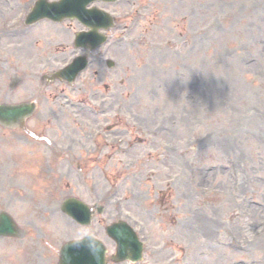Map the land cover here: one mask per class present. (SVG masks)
Returning <instances> with one entry per match:
<instances>
[{
    "label": "rangeland",
    "instance_id": "obj_1",
    "mask_svg": "<svg viewBox=\"0 0 264 264\" xmlns=\"http://www.w3.org/2000/svg\"><path fill=\"white\" fill-rule=\"evenodd\" d=\"M30 1L0 0V29ZM119 6L110 8L121 28L111 38L135 8L146 18L123 35L120 49L109 52L118 61L115 69L95 65V70L103 66L106 86L90 70L67 90L74 96L100 95L89 97L97 102L105 96L113 103L106 115H78L70 105L61 108L48 99L54 86L43 87L38 77L28 84L32 94L26 100L41 99L31 125H40V114L50 118L44 130L58 147L36 144L38 154L35 149L27 157V166L32 163L25 180L28 196L14 208L7 196L0 202L21 228L18 238L5 240L25 239L32 249L27 255L38 264H57L65 241L90 232L113 252L105 226L123 219L146 241L149 264H264V0H135ZM60 30L43 26L26 39L0 38V67L17 58L19 67L32 65L37 76L49 70L48 59L31 51L47 48ZM15 31L22 26L7 30ZM62 56L49 57L61 66ZM3 76L0 72V90ZM10 91L7 99L20 100ZM88 126L94 132L111 126L109 155L98 167L81 157V146L91 147L95 156L98 143L105 144L92 131L90 141L82 143L78 133ZM115 137L123 142L118 155L112 153ZM74 140L79 145L66 148ZM48 158L59 164L41 177ZM19 170L22 175L21 165ZM66 195L106 210L91 227L79 228L60 210ZM199 215L215 219V231H204Z\"/></svg>",
    "mask_w": 264,
    "mask_h": 264
},
{
    "label": "bare ground",
    "instance_id": "obj_2",
    "mask_svg": "<svg viewBox=\"0 0 264 264\" xmlns=\"http://www.w3.org/2000/svg\"><path fill=\"white\" fill-rule=\"evenodd\" d=\"M181 82H184V79ZM13 186H14V180H10V187L12 188ZM10 196L11 198L16 197V193L13 191L10 193ZM197 219H198L199 225L202 223L201 227L203 228L209 227L212 229H216L217 227L214 220L211 221L209 219L202 218L200 217V215L197 217ZM250 222L251 221H247L245 226L247 227L250 224ZM54 231L57 232L56 227H54ZM59 231H60V228H59ZM28 249H31V248H28V247L26 248L24 246L22 247L21 252H25V255L15 253L14 248H11L12 254L5 255V254L0 253V264H38L35 258L27 255ZM34 250H36V248ZM38 250H41V249L38 248Z\"/></svg>",
    "mask_w": 264,
    "mask_h": 264
},
{
    "label": "water",
    "instance_id": "obj_3",
    "mask_svg": "<svg viewBox=\"0 0 264 264\" xmlns=\"http://www.w3.org/2000/svg\"><path fill=\"white\" fill-rule=\"evenodd\" d=\"M69 245H70V244H69ZM67 246H68V245H67ZM67 246H66V247H67ZM66 247H65L64 250H63V256H65V252H66V250H67Z\"/></svg>",
    "mask_w": 264,
    "mask_h": 264
}]
</instances>
